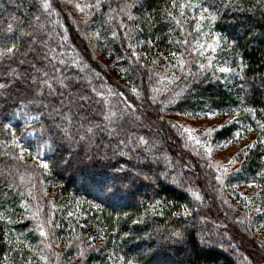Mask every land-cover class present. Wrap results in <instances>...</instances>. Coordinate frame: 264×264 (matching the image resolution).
I'll use <instances>...</instances> for the list:
<instances>
[{
    "label": "trees",
    "instance_id": "16d2710c",
    "mask_svg": "<svg viewBox=\"0 0 264 264\" xmlns=\"http://www.w3.org/2000/svg\"><path fill=\"white\" fill-rule=\"evenodd\" d=\"M171 1L85 0V27L61 15L59 0H0V48L16 45L0 58V264H29L23 244L30 238L31 248L39 238L30 193L48 188L49 179L50 205L43 208L57 225L49 226L86 248L83 264L119 257L134 264H264V249L221 218L222 197L205 192L199 162L165 115L215 109L231 122L214 139L256 130L255 147L231 177L264 186V3L203 0L217 15L214 32L229 40L220 69H233L219 78L209 73V60L167 81L155 62L166 49L181 55L184 48L171 28L184 20ZM19 111L33 117L19 119ZM31 130L21 144L18 133ZM41 142L51 148L47 169L20 151ZM79 210L86 216L80 229Z\"/></svg>",
    "mask_w": 264,
    "mask_h": 264
},
{
    "label": "rangeland",
    "instance_id": "374dc122",
    "mask_svg": "<svg viewBox=\"0 0 264 264\" xmlns=\"http://www.w3.org/2000/svg\"><path fill=\"white\" fill-rule=\"evenodd\" d=\"M84 2L85 0H59V6L63 11L61 15H65L67 18L74 17L77 19L79 25L83 24V26L86 27L88 17L85 13V7H83ZM174 2L176 3V6L184 22L177 19L176 23H172L171 28H173V31L178 30L177 37H182L183 41H181L180 44L183 43L184 48H181V55L178 48H173L170 50L166 49L161 59L155 62L156 67L164 71V74L166 73L165 79L169 81L170 78H174L177 72L181 70L180 67L176 66L180 56H182L187 61L183 68H189L193 71H197L198 69L202 68L201 65L206 66L205 62L210 60L211 65L208 68L209 73L215 74L219 78L222 77V69L228 67L223 65L220 69V62H223V59H220V55L227 50L229 40L220 34L222 39L217 45L215 51L208 49L206 46L202 50L198 47V42L209 41L211 35L217 34L214 32L211 25L213 21H210L207 18L205 21L201 22L202 27L200 29L196 28L198 18L201 15L199 5L203 4L205 7H207V4H205L203 0L171 1V3ZM192 2L196 3L197 7L193 8L188 6ZM77 3L82 6L83 10L76 7ZM181 3L185 5L184 8L180 7ZM210 11L212 13L214 12L211 7ZM204 15L207 17V14ZM182 22L185 24V29L182 27ZM85 36L88 40H90L92 46L93 37L91 31L87 30ZM78 38H81V36ZM185 41H187V43H185ZM175 43H177V41L172 42V44ZM194 48L196 49L195 51L193 50ZM92 50L96 52L94 48ZM173 53H176L177 55L173 56ZM97 58L100 59L98 55ZM152 62H154V60H152ZM232 69L233 68L230 70ZM230 77L234 78L233 75ZM162 87L167 88L166 85H162ZM209 112L214 113V115H209ZM166 114H168L167 118H169L167 120H169L173 125L177 126L179 132L184 135L186 141L182 142L180 146L184 151L189 153L193 160L195 159L199 162V167L202 169L203 175L207 178V186L204 188L205 192L219 193L222 197V202L226 213L225 211H222L221 215L223 217L221 218L225 221V223H228L230 230L237 228L240 230V232L246 234L253 244H256V247H261L264 249V212L256 211L257 208H264L263 183L261 180L255 181L251 178L248 181L239 183H235L234 181L233 183V179L231 177V173L237 172L240 168L241 158H243V156L246 154V150L248 148L245 147V145L252 144L254 142L258 134L257 131H242L238 139L235 135L233 138L228 139H214L213 134L215 130L219 128L218 125H224L230 121V118H227L226 115H221L217 110L206 109L204 111L201 108L196 110L189 109L186 112H179L175 109V111H169L166 112L165 115ZM20 117L24 121H29L33 116L26 113V111H19L17 113V118ZM187 129H192L193 131L189 132ZM33 134L34 132L32 130L27 131L25 135L19 132L17 139L22 144L26 138L32 137ZM190 136L196 137V139L199 140V143H197L196 140L190 139ZM208 148H211L210 155L207 152ZM50 149L51 148L48 143L41 142L39 147L35 149L26 148L24 149V152L31 151L33 153L32 159L35 161V163H37L39 166H43L41 161L47 162L46 158ZM239 154L241 155L239 156ZM233 156H235L236 162L234 164H228V160ZM221 166L228 169L226 174L222 175V172L218 171ZM218 176L221 178L217 179ZM256 177H258V175ZM74 182L76 185L80 184L77 183L76 180ZM39 183L42 184L41 182ZM50 184H53L52 179H49L47 183V185H49L48 188L44 187L42 189L32 191L31 193L32 197H34L32 204L36 209L35 213H37V216H39V218L42 220H51L50 218L48 219V217H46V215H49V213L45 212V208H43L44 204L47 202L50 205V186H52ZM43 186L46 185L43 183ZM53 187L56 189L57 185L54 183ZM84 216L85 215L79 210V214L76 216V225L79 229L84 226V222L82 220ZM36 222V224L39 223L38 221ZM215 227L218 229L219 225L215 224ZM224 227H226V224ZM45 228L46 230L51 229L50 234L47 236H41L38 231L39 238L31 248L29 247L30 238L25 239V244H23L24 250L21 252L22 257L26 256L29 250V258L32 261L35 259V255L39 256L40 258L46 257V260L41 259L43 264H83L82 260L86 252V248L81 245V243L76 242L68 244L65 242L66 239L62 237L65 240L64 241L61 239V236H59L58 233L52 232V227L50 228L49 224H45ZM17 229L18 228H16V231ZM18 231L21 230L18 229ZM224 232H226L228 235V231ZM23 233L25 235L27 234L26 231ZM83 233L84 232H80V234ZM93 236L94 235L88 237V240L91 241L90 243L95 242L93 241L95 236ZM5 240L6 238L3 239V241ZM226 242L232 245V241L229 236H226ZM48 244H50L51 247H47L46 245ZM169 253H171V251H169ZM28 260L26 262H29ZM128 261L132 260L130 258L119 257L117 260L112 261L111 264H128ZM41 262L37 264H42ZM165 263L166 262L158 264ZM260 263H262V261H258L256 264ZM132 264H134L133 261Z\"/></svg>",
    "mask_w": 264,
    "mask_h": 264
},
{
    "label": "snow or ice",
    "instance_id": "6c2138e0",
    "mask_svg": "<svg viewBox=\"0 0 264 264\" xmlns=\"http://www.w3.org/2000/svg\"><path fill=\"white\" fill-rule=\"evenodd\" d=\"M257 3H258V5L260 3H264V0H257ZM45 6H48L47 3H45ZM188 6L193 7V8L197 7L196 3H194V2L190 3ZM76 7L77 8H81V10H83L82 6L79 3L76 4ZM83 7H90V5H84ZM180 7L181 8H184L185 5L183 3H181ZM199 8L201 10V15L199 16L198 21H197V24H196V28L197 29H200L202 27L201 22L205 21L206 18L208 20H210V21H215L217 19V15L215 13H212L210 11V9L207 8V7H205L203 4H200L199 5ZM204 14H207V17ZM11 28H12V25L9 24L8 25V30L11 31ZM221 39H222V37L220 36L219 33H217L215 35H211V38H210L209 41H206V42H198V47L202 50L206 46L208 49H210L212 51H215L216 50V47L219 44V42H220ZM185 43H187V41H185ZM15 48H16V45L15 44H12L10 47L0 48V58H3L4 56L13 53V50ZM193 50L195 51L196 49L194 48ZM176 55H177L176 53H173V56H176ZM186 63H187V61L182 56H180L178 58V63H177L176 66L177 67H180L181 70H183V67H184V65ZM201 67L203 68L204 65H201ZM222 71L227 72V71H230V69L224 68V69H222ZM133 91H135V89ZM119 95L123 96V93H120ZM209 115H214V113L209 112ZM223 126L224 125H218V127H223ZM94 127H97V126L93 124L91 127H89L88 128V132H92ZM187 131L191 132L193 130L192 129H187ZM209 131H211V130H209ZM242 131H243V129L241 131H238V132L235 133V136H236L237 139L240 137ZM261 131L264 132V126L261 127ZM190 139L196 140V142L199 143V140H197L196 137H194V136H190ZM261 142H264V137L261 138ZM13 143H15V140H13ZM245 147H255V143L246 144ZM20 151H21V154H23L24 149L21 148ZM207 152L210 155L211 154V148H208L207 149ZM235 162H236L235 156H233L231 159L228 160V164H234ZM41 163H42V165H43V167L45 169L48 168L47 162L41 161ZM218 171H221L222 172V175H223V174H226L228 172V169L226 167L221 166V168H219ZM220 178H221L220 176L217 177V179H220ZM9 187H11V185H9ZM256 211H258V212H264V208H257ZM186 212H187V209H186ZM34 218L39 221V223L37 224V230L39 231V233H40L41 236H47L51 232V229L46 230L45 224H51L53 228H55L57 226V225H55V223L53 221H50V220H42V219L39 218V216H34ZM175 234L176 235H180L179 232H177ZM46 246L47 247H51L50 244H48ZM41 259H45L46 260L47 258L46 257H41ZM29 264H30V261H29ZM128 264H132V261H128Z\"/></svg>",
    "mask_w": 264,
    "mask_h": 264
},
{
    "label": "bare ground",
    "instance_id": "6f19581e",
    "mask_svg": "<svg viewBox=\"0 0 264 264\" xmlns=\"http://www.w3.org/2000/svg\"><path fill=\"white\" fill-rule=\"evenodd\" d=\"M26 113H28V112L26 111ZM19 119H21V117Z\"/></svg>",
    "mask_w": 264,
    "mask_h": 264
}]
</instances>
